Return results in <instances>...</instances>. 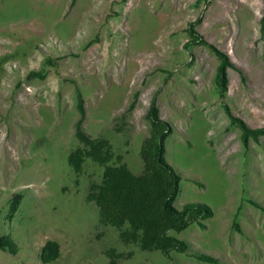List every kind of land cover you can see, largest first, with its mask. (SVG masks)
Here are the masks:
<instances>
[{
  "label": "rangeland",
  "instance_id": "rangeland-1",
  "mask_svg": "<svg viewBox=\"0 0 264 264\" xmlns=\"http://www.w3.org/2000/svg\"><path fill=\"white\" fill-rule=\"evenodd\" d=\"M263 15L264 0H0V264H264V132L243 142L226 113L264 129ZM189 22L231 63L222 95ZM166 127L172 205L210 212L184 227L160 210Z\"/></svg>",
  "mask_w": 264,
  "mask_h": 264
},
{
  "label": "trees",
  "instance_id": "trees-1",
  "mask_svg": "<svg viewBox=\"0 0 264 264\" xmlns=\"http://www.w3.org/2000/svg\"><path fill=\"white\" fill-rule=\"evenodd\" d=\"M262 19H264V15L262 16ZM187 34L190 37L189 41H196L200 44H203L207 46L213 54L218 58V64L215 69V81L219 89L220 95H222L226 90V75L225 70L227 67H231V63L228 60V57L225 53L217 49L214 45L208 43L193 27V23L189 22L187 27ZM226 113L231 121H234L240 131H241V137L242 141L245 142L247 137L256 138V136L259 133L264 132L263 128H249L247 127L240 119H238L235 116H232L229 112ZM146 115L150 122L152 124H155V122H160L161 120L157 118L156 116V107L153 102H150L149 107L147 109ZM169 131V127H166L164 129H159L155 134V142H154V152H153V159L156 165L159 166V168L163 171H166L171 176V182L169 183V189L166 195L162 198L160 202V210L164 216L169 218L170 220H180L178 226L184 227L187 222L185 220H181L182 216L188 209H197L202 215L208 216L209 215V209L207 206L200 204V203H193V204H186L181 210H177L172 205L173 197L177 190V183H178V175L172 170V168L167 164L163 157V139L165 134ZM166 228H164L162 231H165ZM165 246L163 250L166 252L169 249H176L179 251H183L185 249V243L181 240H177L172 237H165L164 238ZM52 243L47 241L45 244L41 247L40 255L43 257V260L46 261L48 259H51L53 255H48V251L51 252L50 247ZM199 260H203L206 262H215V260L207 255H197L195 256Z\"/></svg>",
  "mask_w": 264,
  "mask_h": 264
}]
</instances>
